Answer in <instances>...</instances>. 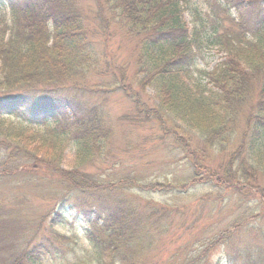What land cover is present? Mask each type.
Here are the masks:
<instances>
[{
    "label": "trees",
    "instance_id": "obj_1",
    "mask_svg": "<svg viewBox=\"0 0 264 264\" xmlns=\"http://www.w3.org/2000/svg\"><path fill=\"white\" fill-rule=\"evenodd\" d=\"M95 13L98 28L77 0H0V264H163L165 239L252 187L183 264L217 244L228 264H264V0H96ZM210 51L219 60L199 67ZM116 92L131 104L117 117L105 103ZM118 135L127 154L164 156L138 167L115 152ZM194 189L208 213L173 224ZM66 212L82 235L60 231ZM10 223L33 229L18 249ZM240 232L250 240L234 242Z\"/></svg>",
    "mask_w": 264,
    "mask_h": 264
},
{
    "label": "rangeland",
    "instance_id": "obj_2",
    "mask_svg": "<svg viewBox=\"0 0 264 264\" xmlns=\"http://www.w3.org/2000/svg\"><path fill=\"white\" fill-rule=\"evenodd\" d=\"M198 1L201 2L204 0H198ZM77 3H78V6L81 10V14L83 18L85 19V21L92 27L98 28L100 26V20H99V17L95 13L96 0H77ZM184 18L187 22L189 21V16L187 14L184 15ZM117 40L119 39L116 38L115 40L111 42L110 46L112 47L110 48L114 50L117 48V46H120L118 53L120 52V55L122 56L127 55V52L129 51L128 44L122 43V41H119L118 43ZM211 53L212 51L207 52L205 56V60L199 61V67L210 69L216 63V61L219 60L217 56H212ZM105 103L107 104V107L110 113L115 117L124 115L126 112H129L131 110L130 102L125 97H123L120 92L109 94L108 99ZM66 123H67L66 121H61L60 124L56 126L61 127L62 125H66ZM121 128H125L124 125L121 126ZM141 130L145 134H148V133H153V134L158 133L159 134V132L155 130V126L150 125V124H146L144 127H142ZM121 132L122 131H119L118 134H120ZM113 142H114L115 152L122 158H130L132 155H134L131 162L136 163V165L138 164V167H145V163L148 160L153 159L154 161L156 158L162 159L164 156L163 149L160 146L159 148H152L149 151L147 150L146 156H145V151L139 152L138 150H136L132 154H127L123 146L124 140L121 139L119 135L116 136L115 139H113ZM72 152L73 151L71 148L65 150L63 166L69 167V165L71 164L72 158H73ZM258 181H259V177H258ZM27 187L29 188V186ZM46 187H47L46 190L48 191L53 190L52 188L53 186L49 187L47 185ZM21 188H25V186ZM197 191L198 189L197 190L194 189L191 192V194L192 193L196 194V197L188 196L187 199H185V201L182 202L183 210L187 211L186 217L177 216L174 219L173 224L176 225L177 223H179L177 225L181 226L180 224L187 223L189 227H191L190 220L194 218V212L196 213V216H197V213H203V212L208 213V208L205 204L200 203L198 205L197 204L195 205V200L199 196H201V193H202V192L199 193V191L198 192ZM256 193L257 192H255V188L253 187L248 191V193H240L236 191V189L231 188L228 192V194L231 195L228 201L223 200L221 202H217L212 207V212H210V216H207V217L201 216L200 222L197 223L199 224V227L201 229L200 228H197V229L190 228V231H189V230H184V228L181 226L183 229L182 233L179 234L178 238L175 240L174 243L171 242V240H168V238L165 239L163 248L160 251V253H158L157 257L161 259V262L163 264H171V263L183 264L187 258L190 259L193 257V254L196 255L195 253H198V252H193V250L192 252H189V249L186 251L185 250L186 246L190 244L192 245L194 244L193 247L196 249L197 242H199L198 240H201L204 237V232L207 231L208 229L209 231L212 229H215L216 234L219 231L224 230L235 219V217H237L238 215L237 213H239L241 208L247 207V204L250 203L249 200L252 197L253 198L258 197V194ZM162 197L169 199L170 202L172 201L167 195L162 196ZM40 198L41 197H39V193L33 194L32 204L35 208H40L43 206V201ZM156 198H159V197L156 196ZM222 203L226 205L220 207L219 205ZM61 219H64L65 222H64V225L60 227V231L66 233L69 236L74 235L76 233H78V235H82V230L79 227V224L74 223L75 222L74 214L72 212H66L65 215L61 216ZM250 222L257 223L259 225V218L253 219ZM8 230H9V233L11 232V234L9 235V238L7 239L8 240L7 244L14 245V246L8 247V250H10V249H18V245L21 242V240L29 237L33 229L28 231V230L21 228L20 224L13 223L12 225H9ZM232 239L236 243H238L239 241L246 242L250 240L244 232L236 233L234 237H232ZM177 245H179V247L175 249L174 247ZM225 249H228V248H225L217 244L211 249L207 250L206 252H203L200 258L198 259V261L193 264H228L227 257L225 255L226 254ZM217 261H219V263ZM52 263L53 262L51 261V259L45 258L38 264H52Z\"/></svg>",
    "mask_w": 264,
    "mask_h": 264
}]
</instances>
